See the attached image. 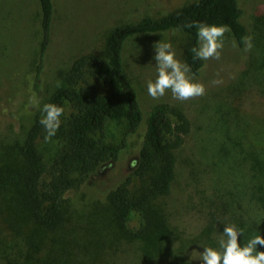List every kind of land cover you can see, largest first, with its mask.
<instances>
[{
  "label": "trees",
  "instance_id": "obj_1",
  "mask_svg": "<svg viewBox=\"0 0 264 264\" xmlns=\"http://www.w3.org/2000/svg\"><path fill=\"white\" fill-rule=\"evenodd\" d=\"M39 16L38 51L33 86L37 87L48 53L56 16V0H36ZM241 0H194L159 16L110 29L104 37L102 54L85 53L56 72L57 82L34 113L22 138L0 151L1 205L15 228H28L24 248L28 260L51 239L73 264H122L127 253L140 264H200L192 258L191 245L219 249L224 225L234 223L243 230L242 244L257 234L264 235V221L253 224V209L263 205L258 172L247 153L234 145L228 126L222 134L221 151L229 167L226 190H213L203 199L208 219L199 236L184 244L174 223L167 199L177 177L178 151L191 131V122L177 106L155 105L145 120L141 141L132 137L143 123L138 93L125 70L127 43L140 36L178 31L186 35L182 61L198 76L204 61L195 59L197 27L188 23L228 25L238 47L248 36ZM64 108L61 126L54 136L61 143L58 153L47 161L37 148L45 132L40 120L43 105ZM121 125L120 137L111 140L107 127ZM136 150V151H133ZM134 154L131 170L104 195L98 222L83 220L66 198L71 191L95 187L108 170L118 171ZM259 170V168H258ZM239 176V177H238ZM192 179V177H191ZM138 216L130 226L131 213ZM259 251L264 248L258 246Z\"/></svg>",
  "mask_w": 264,
  "mask_h": 264
},
{
  "label": "rangeland",
  "instance_id": "obj_2",
  "mask_svg": "<svg viewBox=\"0 0 264 264\" xmlns=\"http://www.w3.org/2000/svg\"><path fill=\"white\" fill-rule=\"evenodd\" d=\"M194 0H56V16L52 41L46 55L38 86L34 87L35 60L38 51L39 16L36 0H0V151L23 137L32 117L57 82L56 72L66 68L79 55L102 54L105 34L116 26L137 22L145 16L159 17ZM243 22L252 37V49L245 52L228 32L219 61H204L195 82L206 86L202 97L180 102L171 93L154 100L147 94V81L156 77L152 45L170 42L176 57L182 61L186 35L178 31L146 35L131 39L124 51L125 70L138 93L143 123L132 137L134 145L141 141L145 120L160 103L179 107L191 122V131L178 151L177 177L167 199L174 223L182 233L184 244L199 236L208 219V208L201 203L213 190H226L229 167L221 151L222 131L228 126L233 144L247 153L252 168L258 172L263 205L253 209L252 223L264 221V0H241ZM235 42V46H234ZM221 80L220 84H213ZM35 95L38 106L30 104ZM121 125L107 127L109 139L120 137ZM46 132L37 142L38 150L50 161L61 148L59 140H45ZM136 151V150H133ZM134 154L118 171L108 170L95 187H82L66 195L75 213L83 220L98 222L104 195L110 186L129 174ZM259 168V170H258ZM192 177V179H191ZM239 177V176H238ZM0 192V264H73L62 250L46 244L33 252V260L22 256L29 234L25 226L15 228L7 210L1 205ZM11 221V222H9ZM138 216L131 213L130 226H137ZM192 258L199 256L201 243L190 246ZM122 264H140L127 253Z\"/></svg>",
  "mask_w": 264,
  "mask_h": 264
},
{
  "label": "clouds",
  "instance_id": "obj_3",
  "mask_svg": "<svg viewBox=\"0 0 264 264\" xmlns=\"http://www.w3.org/2000/svg\"><path fill=\"white\" fill-rule=\"evenodd\" d=\"M197 27V47L192 51L195 59L219 61L224 49L225 33L231 31L228 25H216L207 23H188L185 27ZM244 51L252 49V37L242 38ZM235 46V42H234ZM155 55L156 77L147 81V94L154 100L171 93L172 98L180 102H186L206 94V86L195 82L191 75V67L186 62L176 57V52L170 42L159 41L152 45ZM221 80H214L213 84H220ZM30 104L38 106L35 95L30 98ZM43 116L40 124L47 135L45 140L54 137L61 126L60 117L64 114V108L54 103H46L42 108ZM243 230L234 223L224 225L219 240V249L204 247L198 252L200 264H264V251H259L258 246L264 248V235L260 233L253 236L246 244L240 242Z\"/></svg>",
  "mask_w": 264,
  "mask_h": 264
}]
</instances>
